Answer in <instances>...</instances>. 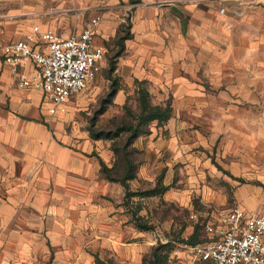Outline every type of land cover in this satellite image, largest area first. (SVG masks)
Here are the masks:
<instances>
[{"label":"crops","instance_id":"crops-1","mask_svg":"<svg viewBox=\"0 0 264 264\" xmlns=\"http://www.w3.org/2000/svg\"><path fill=\"white\" fill-rule=\"evenodd\" d=\"M96 14L95 42L102 45L129 19L117 61L127 76L105 111H123L135 80H146L153 103L169 100L172 108L166 121H151L150 132L132 143L138 153L130 187L152 186L159 175L169 186L131 197L138 215L147 218V208L162 202L200 209L203 217L232 207L214 206L227 201V192L200 184L216 174L214 152L231 160L233 176H246L248 165L258 175L264 0H0V264H96V256L136 264L153 241L134 222L123 185L100 171V161L112 166L115 156L109 140L90 136L84 97L73 94L65 112L50 115L42 89L20 86L2 55L5 42L34 24L70 36ZM33 69L32 63L21 68ZM262 195L255 184L237 183L231 197L246 213L264 214L255 211L264 207ZM168 222L148 221L155 236Z\"/></svg>","mask_w":264,"mask_h":264},{"label":"built area","instance_id":"built-area-1","mask_svg":"<svg viewBox=\"0 0 264 264\" xmlns=\"http://www.w3.org/2000/svg\"><path fill=\"white\" fill-rule=\"evenodd\" d=\"M100 19L98 14L91 16L79 33L70 36L34 24L22 38L2 45L3 58L18 84L41 88L50 115L65 112L70 97L100 71L104 46L95 42ZM28 63L34 64L31 74L21 70ZM189 217L200 222L206 234L205 240L188 244L195 258L209 264H264V214L246 213L233 205L216 216Z\"/></svg>","mask_w":264,"mask_h":264},{"label":"rangeland","instance_id":"rangeland-1","mask_svg":"<svg viewBox=\"0 0 264 264\" xmlns=\"http://www.w3.org/2000/svg\"><path fill=\"white\" fill-rule=\"evenodd\" d=\"M87 21H85V24ZM84 24V25H85ZM129 26V19L126 15L124 20L120 22L118 25L116 34L124 35L128 31ZM116 34L110 35L106 39L103 40V46H104V59L101 64L100 71L96 74L95 78L89 83V85L79 91L75 97H84L86 100L85 104H83V115L87 121V125L89 124V120L92 117H95V123L96 126L102 127V126H109L111 123H109V120L112 116V114L107 113V111L96 114V111L100 107V102L105 97H108L107 94L110 91L111 84L116 79L118 85H123V78L127 73L121 71L118 67L117 61H119V56L117 57L115 69L109 71V59L114 57L115 52L118 50L119 45L116 39ZM122 55V54H121ZM120 55V56H121ZM127 76V75H126ZM114 97V96H112ZM127 97H130L131 101L129 102L130 106L135 110L136 102L133 101V97H136L135 93H129ZM122 112L119 113H113V115L120 116ZM120 117H118L116 120H118ZM212 163H213V169L216 172L214 175H210L211 173H208L209 180L204 181L200 183L201 185H208L212 190L215 192L220 191H226L227 192V201L223 204H217L213 203L214 206L217 207H230L235 204L232 196V188L235 184H246L251 183L255 184L259 187V189L262 191V194L264 193V148L260 150V164L258 166H254V171L258 175H252L251 174V165H248V174L246 176H239L235 177L231 173V168L229 164L231 163V160L229 158H223L220 159L218 156L215 155V152L212 154ZM258 168V171L257 169ZM214 176V177H213ZM173 184H176L173 182ZM179 184V182H177ZM263 203H264V195H262ZM150 203V201H148ZM128 206L131 210L135 209L136 204L134 202L128 201ZM195 204L200 206V202L198 199H195ZM158 208L150 210L147 208L148 217L145 218V221H150L151 218H157L160 221H169L168 224H165L164 227H159L158 232L159 234L155 236L154 231V225L152 228L146 229L149 235H153V241L149 243V247L147 251L142 253L139 261L136 264H145L142 261L143 256L146 253L150 252L151 246L155 245L157 241H170L171 248L167 256L166 264H204L200 262L199 260L194 259V256L192 253L187 251L188 244L185 245L186 239L189 237V235L192 233L194 226L196 224V221L191 222V218L189 217L191 210H187L185 208H182L179 205L171 204L167 205L162 203H159ZM194 210V211H193ZM199 212L200 209H197ZM154 212V213H151ZM197 211V212H198ZM255 211L264 212L263 209H257ZM192 212L197 213L195 209H192ZM202 212V211H201ZM199 215V213H197ZM202 216V215H200ZM189 222H191V226L188 229ZM199 235L198 239L203 240L206 238V234L204 233V230L202 227L199 228ZM189 249V248H188ZM180 255L182 259H180ZM37 264H50V262L45 261Z\"/></svg>","mask_w":264,"mask_h":264},{"label":"trees","instance_id":"trees-1","mask_svg":"<svg viewBox=\"0 0 264 264\" xmlns=\"http://www.w3.org/2000/svg\"><path fill=\"white\" fill-rule=\"evenodd\" d=\"M127 31L124 35L116 34V39L119 45L114 57L109 59V71L115 69L117 57L121 55L124 49V39L129 37ZM117 80L111 84L110 91L107 96L100 102V107L96 114L103 113L107 106L112 102V96L119 89ZM134 97L136 101L135 110L130 106L128 101L123 105V111L120 116L112 115L109 123L111 125L98 127L95 123V117L90 118L87 125L89 134L92 138H103L110 142V148L114 153L115 160L112 166H107L103 161H100L101 173L112 181L120 182L124 187V203L127 204L131 197L139 194L144 196L162 194L169 186L162 183L161 175L158 176L156 182L152 186L146 188L132 189L129 185V180L136 176L137 169V153L138 150L132 146L134 139L142 134L150 132V123L153 120L159 122L166 121L172 112L169 100L164 103H153L146 84V80H135ZM120 117L118 120H116ZM132 218L136 225L142 229L152 228L153 225L145 221V218L138 215L136 208L131 210ZM203 225L196 222L192 233L186 239L185 243L193 245L203 240L198 239L199 228ZM204 230V228H203ZM205 233V231H204ZM170 241H157L151 246L150 252L146 253L142 261L145 264H166L167 256L170 251ZM96 264H111L95 257Z\"/></svg>","mask_w":264,"mask_h":264}]
</instances>
